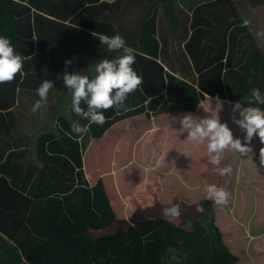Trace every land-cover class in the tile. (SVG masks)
<instances>
[{"label":"trees","instance_id":"1","mask_svg":"<svg viewBox=\"0 0 264 264\" xmlns=\"http://www.w3.org/2000/svg\"><path fill=\"white\" fill-rule=\"evenodd\" d=\"M100 1L0 0V34L10 38L15 51L21 41L26 47L19 52L25 57L23 74L0 83V109L15 105L18 86L35 90L41 79L56 86L66 58L72 60L67 70L76 71L85 64L84 53L104 51L88 31L67 23L78 10ZM231 1L255 37L256 29L264 27V0ZM144 59L137 54L133 67L138 70ZM179 81L169 80L168 98L177 95L175 85L194 95L182 93L171 106L163 96H153L146 107V95L131 92L127 110L120 114L111 108L114 114H105L103 125H90L80 138L58 127L60 118L68 128L79 120L68 106L65 86L50 91L42 109L52 108V124L38 117L21 130L35 141L45 134L52 137V154L39 164L37 192L59 184V175L49 174L51 168L67 175L69 188L33 199L0 176V264H164L173 252L182 259L173 264H264L261 142L254 136L252 151L243 158L226 150L218 166L231 164L232 172L220 176L213 170L218 166L208 162L205 146L177 131L175 116L191 111L198 119L218 112L223 121L229 119V106L213 93L198 96L195 86ZM23 109H28L24 102ZM229 125L234 135L240 134ZM38 148L36 142L35 152ZM204 182L224 186L229 203L219 206L206 199ZM170 201L181 208L172 219L162 214Z\"/></svg>","mask_w":264,"mask_h":264},{"label":"crops","instance_id":"2","mask_svg":"<svg viewBox=\"0 0 264 264\" xmlns=\"http://www.w3.org/2000/svg\"><path fill=\"white\" fill-rule=\"evenodd\" d=\"M122 2H124V0H102L99 3L88 5L78 10L72 17L67 20V23L78 26V28L88 31V33H90L91 35L92 33L99 32L111 35L113 31H118L116 29L117 23L115 22V17L118 12L123 10L121 7L124 6L122 5ZM119 3H121V5H118ZM31 10L34 11V9ZM133 10H135L136 12V9ZM148 10L150 20L148 21L146 19L145 21L148 24L147 32H145V34H143L144 32L136 33V37L129 35V43H127L137 50V54H140L145 57L144 63L140 61L141 66H139V69L137 70L142 77L141 84L133 92L138 93V96L143 94L146 95V98L144 100V105L146 107H148L147 103L153 98V96H163L162 101L169 100L170 102H172L169 103L171 106L175 103V101L180 99L182 93L183 96L187 98H190L194 95V90L181 85H175L172 88L178 89L176 91L177 95L174 96V99L168 98L166 87L172 77L176 79V82H180L179 80H185L195 86L197 88L196 94H198V96H201L203 94L205 96H208L210 93H213L215 97L219 96V98L221 97L226 101L235 100L239 97L245 96V94L243 95L239 93L238 88L234 89L232 87H229L228 84L225 85L226 79L224 80V75L227 72L226 70L228 68L219 67L220 69L222 68L221 71L219 69V73L211 75L213 70L212 66L217 61H208L207 59L209 57L214 56V54H209L210 51L208 48L211 47V43L209 45L208 32L204 35L202 33L199 36L201 37V43L198 45V50L195 51L192 50L194 49V45L192 46V37L189 38V41H185L184 39H182L181 30H187V32H191L192 30H194L196 32L195 26L197 25H200L201 29H205V31H202L206 32L208 28L205 22H201L199 20V24H196V22H194V18H192L191 16L186 17L184 15L180 23H173L169 25L168 22L167 26L166 17L162 16L161 8L158 4L151 5ZM162 13L164 14L163 11ZM152 17L154 19V22L153 19L151 20ZM171 17L172 16L170 15V18ZM138 18H135V23L139 22L137 21ZM238 21L235 20L234 22V28H236V30L232 31V33L234 32L233 34H230L231 38H228L226 43H223V46L226 48H228V46L230 47V41L232 40V37H235L238 33L237 26L239 25H237V23L246 25V23L241 20L240 16L238 17ZM240 26V31L243 30V33L244 30L248 31L250 37L253 38L252 33L249 29L246 28V26L244 29L240 28ZM168 28L169 30L171 29L172 33H175L177 30H180V36H177V42L173 39L175 36H171L172 34L170 35ZM122 30L126 31V25L122 29L119 28V32L121 34ZM21 44V47H18L19 52H22V49L25 46V43H23V41H21ZM207 54L209 56H207ZM223 55L226 56L227 59H229L228 53H226V51ZM87 56V53L83 54L82 60L85 62L86 65L84 64L79 69L80 72H82L83 70H85L83 73L89 72L94 61L96 59H99L100 57V55H98L99 57L97 55H90V57L93 56L94 59H91V61H87ZM231 58L232 60H236L237 58H241V56L235 53L232 54ZM201 59L205 60V64H200L199 60L201 61ZM149 60H154L156 64H160V67L158 65L152 64ZM238 66H235V69L238 68L236 69L237 71L239 70L241 72L245 69L240 68ZM240 82L241 81H237L235 83ZM260 82L264 84V80ZM61 87L62 86H54L53 88L49 89V93L50 91L54 92L56 90H59ZM15 92V105L9 109H0V176H3L7 179V182L10 187L19 190V192H22L23 194L31 196V198L33 199L38 198V196L47 195L49 191L52 190L67 191L69 188V183L67 181L68 178H66L67 175L65 176V173L62 172L61 169L58 170L51 168V170H49V174L51 176L59 175V184L55 186V188L52 187L48 191L42 190V192L40 193L37 192L36 182L38 180L40 172L39 164L45 163L48 155L52 154L50 150L52 137L49 138L45 134L35 141V138L31 137L30 133L22 132L21 126H24L27 123L34 122V120L38 117L41 120L50 122V124H52L53 121L51 122V120L53 118L52 116L54 113L52 111V108L47 106L43 109L41 108L40 113L39 111H37L30 112V114H28V111H24L25 109H23V102L28 104L29 108V106L34 102V100L38 98L35 94V90L26 89L24 86H18ZM186 95H189L190 97ZM125 103L126 105H128L126 101ZM60 104H65L64 100L61 101ZM18 117L20 126L17 124L16 118ZM20 117L22 118V120L20 119ZM64 122L66 121L63 120V118H60L58 120V127L59 129L64 130L66 134L69 128L64 126ZM36 129H38L40 132L41 130H43L40 127ZM47 134L49 135V133ZM36 142L39 148L35 152L34 147L36 145Z\"/></svg>","mask_w":264,"mask_h":264},{"label":"clouds","instance_id":"3","mask_svg":"<svg viewBox=\"0 0 264 264\" xmlns=\"http://www.w3.org/2000/svg\"><path fill=\"white\" fill-rule=\"evenodd\" d=\"M244 22L248 23L247 20ZM92 35L103 46L106 55L96 59L87 73L79 70L68 71L67 66L72 60L66 58L63 62L64 69L57 76L69 94L68 106L71 112L79 117V120L74 119L70 123L66 132L76 138L84 136L92 124L103 125L106 119L105 110H127L125 101L129 93L140 86L142 79L133 67L137 50L126 43L125 37L119 31H113L111 35L103 32ZM255 35L258 38L264 37V27H258ZM24 59L25 57L14 50L10 38L0 34V83L13 80L17 73L22 75ZM53 87L51 79H41L35 87L38 98L28 110L37 112L47 104L49 89ZM225 102L229 106L228 120L222 121L218 112L215 115H198L197 119L191 111H185L175 116V124L179 125L177 131L180 134L185 133L189 141L203 144L208 162L217 166L224 158L226 150L243 158L252 151L253 137H258L261 142L258 160L264 166V91L254 86L248 89L245 96ZM219 103L221 105V101ZM81 120L85 123H80ZM229 121L240 134L234 135V128L230 127ZM213 170L224 176L232 172V167L227 164ZM202 190L204 197L216 205L225 206L229 203L230 193L222 185L204 182ZM162 214L170 219L176 218L181 214L180 205L170 201L168 206L162 208Z\"/></svg>","mask_w":264,"mask_h":264},{"label":"rangeland","instance_id":"4","mask_svg":"<svg viewBox=\"0 0 264 264\" xmlns=\"http://www.w3.org/2000/svg\"><path fill=\"white\" fill-rule=\"evenodd\" d=\"M155 3L160 6L162 16L166 17L167 26L168 22L169 25L173 23H180L184 15L186 17L191 16L192 18H194V22H196V24L199 20H202L201 22L206 23V26L208 28L206 32H203L205 31V29H201L200 25L195 26L196 32L194 30H192L191 32H187V30L181 31L182 39H184L185 41H189V38L192 37V46L194 45V49H192V46L191 49L193 51L198 50L199 48L198 45L201 43V37L199 36L202 33L204 35L208 32L209 45L211 43V47L208 48L210 51L209 54H214V56L207 59L208 61H217L212 66L213 70L211 75H215L216 73H218L217 69H220L219 67L228 68L227 70L225 69L227 71L224 75V80L226 79L225 85L228 84L229 87H232L234 89L238 88L239 93L243 95H246L248 89L254 86L259 87L262 91H264V84L260 82L264 80V37L258 38L255 36L251 38L248 31L244 30L243 33V30H239V26L243 24H238L239 15L234 8L231 0H156ZM118 5H121V3H119ZM122 5H124L121 6L123 10L118 12L115 17V22L117 23L116 29L119 31V28L122 29L126 25V31L122 30V35L125 37L127 41L126 43H129V35L136 37V33L144 32L143 34H145V32H147L148 24L145 21L146 19L148 21L150 20L148 9L151 7V5L146 0H124V2H122ZM133 9H136V12ZM162 11L164 12V14L162 13ZM170 15L172 16L171 18ZM136 17H139L137 20L139 22L137 23H135ZM22 19L25 20V16H22ZM152 19L153 17L151 18V20ZM169 19L171 20V23ZM235 20L238 21L237 25H239L237 26L238 33L236 31L237 35L235 37L232 35L233 37L230 41V47L228 46V48H226L223 46V43H226L227 39L231 38L230 34L232 33V31L236 30V28H234ZM27 22H29V20H27ZM240 28L244 29L245 25L240 26ZM179 31L180 30H177L175 33H172L171 29L169 30L170 35L172 34L171 36H175L173 39L176 42L178 41L177 36H180ZM25 49L26 47L24 46L22 51H24ZM225 51L226 53H228L229 59H227L226 56L223 55ZM104 53L105 51L98 52V54L100 55V57H98H103ZM235 53L241 56V58L232 60L231 56ZM207 56L209 55L207 54ZM86 59L87 61H91V59L94 58L93 56L90 57V55H88ZM204 61V59H201V61L199 60L201 65H203ZM235 66L245 69L240 72L239 70H236L238 68L235 69ZM84 71L85 70H83L82 73ZM237 81L241 82L235 83ZM61 85L62 82L59 80L55 87H60ZM111 113L114 114V111H112L111 108L105 110V114L110 115ZM118 113L121 114V111L119 110ZM28 114H30L29 110ZM79 182L80 181H78L77 183ZM181 260L182 259L180 254L178 252H173L170 256L166 257L164 264H173Z\"/></svg>","mask_w":264,"mask_h":264}]
</instances>
